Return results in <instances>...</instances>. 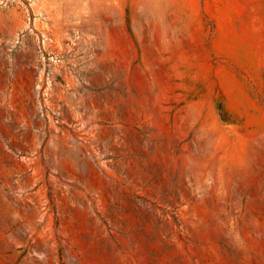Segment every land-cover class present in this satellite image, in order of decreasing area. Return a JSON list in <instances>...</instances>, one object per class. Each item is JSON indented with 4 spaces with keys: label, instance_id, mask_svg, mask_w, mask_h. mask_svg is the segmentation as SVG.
<instances>
[{
    "label": "rangeland",
    "instance_id": "1",
    "mask_svg": "<svg viewBox=\"0 0 264 264\" xmlns=\"http://www.w3.org/2000/svg\"><path fill=\"white\" fill-rule=\"evenodd\" d=\"M0 264H264V0H0Z\"/></svg>",
    "mask_w": 264,
    "mask_h": 264
}]
</instances>
